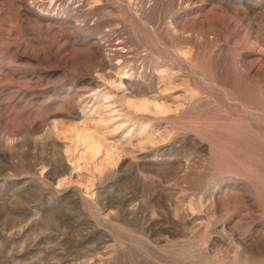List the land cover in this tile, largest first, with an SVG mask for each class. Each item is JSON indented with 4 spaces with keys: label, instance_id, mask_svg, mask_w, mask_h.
<instances>
[{
    "label": "rangeland",
    "instance_id": "obj_1",
    "mask_svg": "<svg viewBox=\"0 0 264 264\" xmlns=\"http://www.w3.org/2000/svg\"><path fill=\"white\" fill-rule=\"evenodd\" d=\"M154 1L0 0V264H264V0Z\"/></svg>",
    "mask_w": 264,
    "mask_h": 264
},
{
    "label": "bare ground",
    "instance_id": "obj_2",
    "mask_svg": "<svg viewBox=\"0 0 264 264\" xmlns=\"http://www.w3.org/2000/svg\"><path fill=\"white\" fill-rule=\"evenodd\" d=\"M194 1H195V3H201V4L207 2L210 4L211 3H217V4L224 6V7L228 6L225 4V1H227V0H194ZM176 3H177L176 0H155L153 2L154 5L159 4V9H161V10L169 8V7H173V6L177 5ZM210 6H212V5H210ZM172 24H173L172 30L179 31L180 33H183V34L184 33H190L191 35L195 34V37L192 39L193 43H191V47L194 50V52L197 53L200 50V49L198 50L199 46H201L199 44V42H200L199 39L203 38L202 33H199L196 30H193V29L185 27V26L183 27V25H181L178 20L172 21ZM239 66H240V68H242L244 70L243 73L245 75H254V76H260L258 78H262V79L264 78V72L261 71V68L259 67L258 64L257 65H245L243 61H240ZM124 83H126L125 84L126 86H130V83L128 81H124Z\"/></svg>",
    "mask_w": 264,
    "mask_h": 264
}]
</instances>
